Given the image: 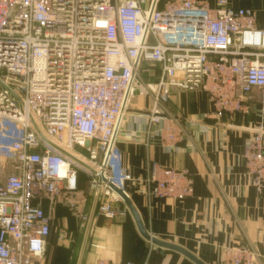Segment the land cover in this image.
I'll list each match as a JSON object with an SVG mask.
<instances>
[{"label": "built area", "instance_id": "2783aa9c", "mask_svg": "<svg viewBox=\"0 0 264 264\" xmlns=\"http://www.w3.org/2000/svg\"><path fill=\"white\" fill-rule=\"evenodd\" d=\"M215 3L0 0V264H40L51 231L46 204L67 205L82 225L89 219L80 166L47 145L34 123L94 170L83 168L89 189L100 190L98 213L118 221L129 215L131 197L118 174L116 144L137 94L151 99L139 120L157 128L169 153L188 139L168 109L173 90L205 93V119L220 121L248 114L258 89L264 115V30L253 10ZM243 159L264 195V122ZM144 185L150 199L184 201L194 181L186 171L155 165ZM59 237L68 239L65 231ZM222 264H264V241L225 249Z\"/></svg>", "mask_w": 264, "mask_h": 264}, {"label": "crops", "instance_id": "0c3cea01", "mask_svg": "<svg viewBox=\"0 0 264 264\" xmlns=\"http://www.w3.org/2000/svg\"><path fill=\"white\" fill-rule=\"evenodd\" d=\"M204 1L216 6L215 0ZM230 3L253 10L257 28L264 30V0ZM260 95L255 89L249 96L248 114L215 121L205 119L211 109L205 93L173 90L168 109L184 123L188 139L171 153L162 147L157 128L139 120V114L149 111L151 99L137 95L116 144L118 174L125 179L134 211L125 219L108 221L97 208L82 264L101 259L113 264H222L227 248L261 247L264 195L253 187L243 159L255 127L264 122ZM155 165L188 172L194 181L192 196L184 201L150 199L144 183ZM80 188L87 195L90 217L94 199L88 180L80 179ZM45 210L51 231L40 264H77L83 225L63 203L46 204ZM61 231L67 233L66 241L60 239Z\"/></svg>", "mask_w": 264, "mask_h": 264}, {"label": "water", "instance_id": "95a60500", "mask_svg": "<svg viewBox=\"0 0 264 264\" xmlns=\"http://www.w3.org/2000/svg\"><path fill=\"white\" fill-rule=\"evenodd\" d=\"M34 125H35V129H36L38 135L40 136V138L47 145H49L51 148H53L56 152L62 154L64 157L69 159L74 164L84 168L85 170H87L90 173H94V170L91 169L86 163L82 162L81 160L76 158L73 154L67 152L66 150L60 148L59 146L55 145L50 140H48V138H46V136L39 130V128L36 126L35 123H34ZM89 194H90V196L93 197L94 200H93V204H92V209H91L89 220H88L86 225H83L81 227V233L84 235V238H83V242H82V245H81V250H80V254H79V257H78L77 264H82V262H83V258H84L85 251H86V248H87V244H88V240H89V235H90L92 223H93V220H94V217L96 215L97 208H98V200H99L100 190L97 189V190L94 191V190L91 189ZM127 204L129 206L130 210L134 211V208L132 207L131 202L128 201Z\"/></svg>", "mask_w": 264, "mask_h": 264}, {"label": "rangeland", "instance_id": "374dc122", "mask_svg": "<svg viewBox=\"0 0 264 264\" xmlns=\"http://www.w3.org/2000/svg\"><path fill=\"white\" fill-rule=\"evenodd\" d=\"M148 65H145V67H147ZM142 80H143V82H149V80L147 79V77L146 76H142ZM137 95H139V94H137ZM136 95V96H137ZM136 98V97H135ZM134 98V99H135ZM133 99V100H134ZM132 100V101H133ZM131 111V107H130V109H129V112ZM79 152H81L80 150H79ZM79 168V171H80V179L81 180H85V181H87L88 179H89V177H88V173L87 172H85L84 171V169L83 168H80V167H78ZM6 174H9L10 172H11V170H6ZM77 259L75 258V261H76Z\"/></svg>", "mask_w": 264, "mask_h": 264}]
</instances>
